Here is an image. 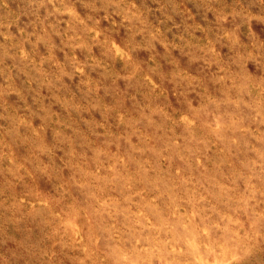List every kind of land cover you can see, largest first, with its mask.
<instances>
[{"label":"clouds","instance_id":"obj_1","mask_svg":"<svg viewBox=\"0 0 264 264\" xmlns=\"http://www.w3.org/2000/svg\"><path fill=\"white\" fill-rule=\"evenodd\" d=\"M25 3L36 17L30 24L21 26L19 16L7 23L0 17V97L16 95L26 109L0 136V207L27 211L31 204V214L51 215V224L31 233L0 228V264H58L64 249L74 251L73 264H153L156 259L161 264H264V69L247 65L256 77L252 80L239 75L236 61L212 59L206 63L215 65V76L206 81L175 69V75H161L151 63H137L146 51L137 47L140 41L122 47L82 19L78 30L66 0ZM7 6L0 0V7ZM99 7L109 10L103 19L113 25L110 11L121 17L117 27L141 25L136 36L159 42L161 29L147 31L134 0H103ZM252 8L264 9V0H251V6L234 0L219 22L221 27L229 19L233 24L222 38L240 44L235 34L240 22L260 14ZM61 24L72 32L67 42L61 39L70 49L65 52L74 69L70 79L85 67L77 50L101 43L110 76L107 84L89 91L114 87L119 96L98 113L100 119L91 114L96 105L88 115L81 110L85 131L95 125L82 141H61L58 128L52 132L54 143L46 144L42 125L30 118L39 117L14 87V75L28 77L29 87L37 81L51 85L44 67L49 61L37 62L35 54L40 44L66 34ZM198 47L205 55H221L207 44ZM114 49L123 55L116 57ZM143 59L154 62L153 52ZM54 67L60 71L58 83L69 75L68 66L57 61ZM6 118L0 114V120ZM17 145L30 147L26 158L16 157ZM214 149L220 159L206 166ZM244 152L254 158L239 166L231 163ZM57 203L62 207L54 212Z\"/></svg>","mask_w":264,"mask_h":264},{"label":"rangeland","instance_id":"obj_2","mask_svg":"<svg viewBox=\"0 0 264 264\" xmlns=\"http://www.w3.org/2000/svg\"><path fill=\"white\" fill-rule=\"evenodd\" d=\"M66 2L69 5L67 10L76 14L73 23L78 30L83 27L78 23L82 19L86 25L95 26L109 38L116 39L122 47L133 40L140 41L137 47L142 45L146 51L141 53L142 59L137 63H151L152 67L161 75L166 73L175 75V69L183 74H191L192 77H199L206 81L215 76V65L209 67L206 63L212 59H216L217 62L236 61L241 68L239 75L252 80H255L256 77L250 75L247 65L254 64L256 68L264 69V9L252 8V11H259L260 14L240 22V28L236 30L235 34L240 36L241 43L237 44L234 39L222 38L225 30H231L233 27L231 19L223 27L219 23L225 11L234 6V0H134L137 9L145 18L147 31L151 32L153 26L161 29L159 42H156L154 37L135 35L136 29L141 25L133 23L130 26L117 27L120 25L121 17L114 12L110 11L109 14L116 21V25H113L110 20L103 19L105 11H109L100 9L99 5L103 0H66ZM242 3L251 6V0H242ZM7 5V7H0V17L5 23L15 22L16 17L19 16L20 25L26 26L36 19L31 14L32 10L26 7L25 0H7ZM22 12L28 14L21 15ZM62 19L66 20L67 17ZM97 19L100 21L98 25L95 23ZM61 28L65 29L66 34L63 37L53 36L51 40L40 44L35 54L37 62L40 59L49 61L44 67L48 73L47 80L51 81V85L49 87L38 86L40 82L37 81V84L29 87L28 77L19 73L14 75V87L24 92L27 107L33 109L36 116L39 117L30 118L34 119L36 125H42V137L46 144L54 143L52 132L58 128L62 129L61 141L67 140L68 143H72L73 140L82 141L86 135L90 134L91 130L95 129V125L93 122L88 126V131H85V126L80 119L81 110H83V115H88L92 106L96 105V111L91 114L100 119L98 113L102 112L106 105H112L119 96L114 87L111 90L102 87L99 93L89 91L90 88H95L97 85L107 84L110 76V72L105 71L102 64V61L105 60V46L101 43H97L88 51L77 50V58L85 67L81 73H76L74 79H70L74 69L70 66L72 62L69 57L65 56V52L70 54V49L64 48L61 39L63 38L67 42V36L72 35V32L67 31L66 24H61ZM28 30L32 31L33 29L29 27ZM11 31L15 33L16 27H13ZM193 36L197 39L192 40ZM100 40H103V36L100 37ZM169 43H171V49L167 47ZM204 44H207L209 48L214 47L216 52L221 55L213 57L211 54L205 55L204 52H200L198 46ZM184 45L188 46L184 47ZM181 51L187 53V56L181 55ZM205 51L207 52V49ZM148 52H153L154 62H147L143 59ZM248 52H254L255 55H248ZM89 54L92 55V60L88 59ZM113 54L116 57L123 55L119 49H114ZM57 61L62 66H68L66 71L69 73L59 83L60 71L54 67ZM98 65L99 67H97ZM260 79L264 80V76ZM3 83L4 78L0 77V84ZM213 92L215 93V89ZM0 105H2L0 114L7 117L0 120V136H2L3 130L9 127L15 114L24 115L26 109L22 100L17 99L16 95L6 94L0 97ZM261 131H264V128ZM14 151L18 159H24L31 149L28 145H17ZM249 158H254L251 153H238L232 157L231 163L239 166L241 162ZM218 159L220 156L214 149L208 154V160L204 163L206 166H211ZM3 183V177L0 176V185ZM7 195L6 192L5 196ZM0 199H4V197H0ZM32 207L29 204L27 211L23 207L7 211V205L0 207V228L6 229L9 226H15L17 233H20L24 228L30 233L37 227L41 231L49 228L51 215L48 217L32 215ZM61 207L62 203H57L53 205V211L59 212ZM58 257V264H73L74 251L64 249L63 253L58 254ZM153 264H161V261L156 259Z\"/></svg>","mask_w":264,"mask_h":264}]
</instances>
